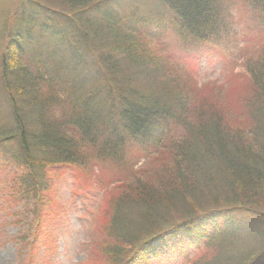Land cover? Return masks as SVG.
I'll use <instances>...</instances> for the list:
<instances>
[{"label":"trees","instance_id":"16d2710c","mask_svg":"<svg viewBox=\"0 0 264 264\" xmlns=\"http://www.w3.org/2000/svg\"><path fill=\"white\" fill-rule=\"evenodd\" d=\"M106 1L18 0L0 31V146H15L0 148V169L17 173L14 200L26 202L19 239L48 238L51 193L67 167L108 193L87 256L93 264H120L141 240L152 242L145 251L177 246L194 229L202 232L190 237L184 264H255L264 254V50L196 88L180 56L161 53ZM162 1L183 44L224 37L223 0ZM50 4L77 12L81 33L42 32L33 14L60 9ZM251 7L264 19V0ZM40 33L60 58H40L31 42ZM79 38L98 50L101 79L84 64L83 51L95 56ZM242 80L245 92L236 85ZM231 88L241 92L232 105L212 98ZM133 169L138 179L112 185Z\"/></svg>","mask_w":264,"mask_h":264},{"label":"rangeland","instance_id":"374dc122","mask_svg":"<svg viewBox=\"0 0 264 264\" xmlns=\"http://www.w3.org/2000/svg\"><path fill=\"white\" fill-rule=\"evenodd\" d=\"M17 2L18 0H0V31L8 13ZM110 4L115 10L120 9L119 16L122 20L125 19L128 27L131 24L133 27H138L161 53L174 52V56L171 57L176 61L180 56L182 63H186V69L193 72V79L197 82L196 88L205 83H219L226 79V75L230 72L239 70L245 60L255 57L259 50H264L263 14L259 16L258 11L252 9L251 0H223L221 25L225 35L220 42L193 40L187 44H183L176 35L170 14L162 0H110L109 3L107 0L106 5ZM50 5L60 9H51L50 13L54 14H49L46 12V7H43L40 17L38 13L33 14V20L39 28H42V32L45 30L62 32L68 36L67 39H70L71 36L68 33H72L73 30L77 35L81 33L82 28L77 21V12L75 15L70 12L62 14L61 9L70 10L68 6ZM31 42L36 45L33 47L37 48L36 53L39 52L41 59H50L51 56L61 57L47 34L35 35L31 38ZM77 43L95 56L94 58L83 51L84 64L91 69L92 78L101 79V75L104 74V65L97 60L98 50L84 43L80 38ZM179 44L182 45L178 47ZM241 50L246 53V56H243ZM185 52L188 54L186 55ZM82 82L87 84L88 78H83ZM236 85L242 91H246L245 80L236 82ZM240 89L231 88L224 92H217L219 96L212 98L219 104L229 101L232 105L235 99L239 101ZM231 108L233 107L229 106V109ZM2 147L10 153L15 150V146L7 143L0 146ZM63 168L58 184L51 193L52 213L44 221L49 234L48 238L37 233L30 237L22 236L21 239H19V233L24 234V229L27 228L26 223L23 222L26 202L14 200L16 194H19L17 173H14L11 168L0 169V264H93V260L87 256L92 250L93 242L91 241L94 238V232H97L95 226L103 215L102 209L100 211L99 208L108 198V193L105 194L106 189L100 183L83 182L81 178L73 177L70 169ZM135 176L136 179L140 176L138 169L126 172L112 185L122 189ZM98 209L101 216L95 212ZM201 232L202 230H186L175 239L174 244L176 243L177 246L172 247V241H166L164 247L157 251L154 250V246L145 251L152 243L150 240L134 242L130 248L127 247L126 257L120 264H184L190 259L186 253L191 246L189 238ZM28 237L31 243L23 244ZM139 248H144V252L138 254ZM133 254L136 258H132ZM131 260L134 261L131 262Z\"/></svg>","mask_w":264,"mask_h":264},{"label":"snow or ice","instance_id":"6c2138e0","mask_svg":"<svg viewBox=\"0 0 264 264\" xmlns=\"http://www.w3.org/2000/svg\"><path fill=\"white\" fill-rule=\"evenodd\" d=\"M255 264H264V254H260L255 258Z\"/></svg>","mask_w":264,"mask_h":264}]
</instances>
